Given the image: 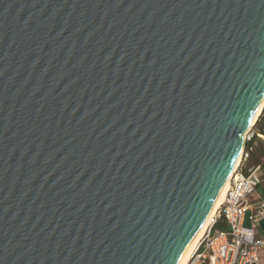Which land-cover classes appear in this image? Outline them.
Masks as SVG:
<instances>
[{"label": "water", "instance_id": "1", "mask_svg": "<svg viewBox=\"0 0 264 264\" xmlns=\"http://www.w3.org/2000/svg\"><path fill=\"white\" fill-rule=\"evenodd\" d=\"M263 91L264 0H0V264H176Z\"/></svg>", "mask_w": 264, "mask_h": 264}, {"label": "built area", "instance_id": "2", "mask_svg": "<svg viewBox=\"0 0 264 264\" xmlns=\"http://www.w3.org/2000/svg\"><path fill=\"white\" fill-rule=\"evenodd\" d=\"M258 122L244 135L240 164L186 264H264V154L257 153L264 151V126Z\"/></svg>", "mask_w": 264, "mask_h": 264}, {"label": "bare ground", "instance_id": "3", "mask_svg": "<svg viewBox=\"0 0 264 264\" xmlns=\"http://www.w3.org/2000/svg\"><path fill=\"white\" fill-rule=\"evenodd\" d=\"M263 107H264V91L260 97V101H259L258 105L256 106L255 112H254L253 116L251 117L250 124L248 126L247 131H249L250 128L256 123L257 118L260 116V114L263 110ZM242 149H243V141L240 143V146H239V149H238L237 154L235 156V159L233 161V164H232L230 170L228 171V173L226 174V176L224 177L221 185L219 186V188H218V190L214 196V199L210 205V208L208 209L206 215L204 216L202 222L200 223L198 229L196 230L195 234L191 238L190 242L188 243V245L184 248V250L180 254L176 264H186L187 263L188 259L190 258V256L192 255V253L195 249V246H196L198 240L200 239V237L202 236L203 232L206 229L209 218L214 213H216L217 208L222 203L223 198H224L225 193H226V190L229 186V182H230L234 172L237 170V168L240 164Z\"/></svg>", "mask_w": 264, "mask_h": 264}, {"label": "rangeland", "instance_id": "4", "mask_svg": "<svg viewBox=\"0 0 264 264\" xmlns=\"http://www.w3.org/2000/svg\"><path fill=\"white\" fill-rule=\"evenodd\" d=\"M257 119L259 120L258 123H259V125H260L261 128H262V127L264 126V107H263V110H262L260 116H259ZM257 153H258V155H262V154H264V151L261 150V149L259 148V149L257 150ZM255 162H256V157L253 156V157H251V159H250L249 162L247 163L246 167H250V166H252ZM260 229H261V230H264V221H262V222L260 223Z\"/></svg>", "mask_w": 264, "mask_h": 264}]
</instances>
